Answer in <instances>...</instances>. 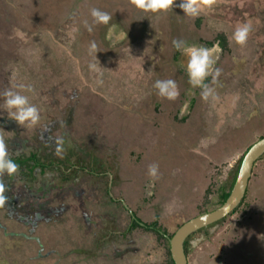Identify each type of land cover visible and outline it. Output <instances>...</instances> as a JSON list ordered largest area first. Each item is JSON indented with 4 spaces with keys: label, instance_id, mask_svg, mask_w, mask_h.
<instances>
[{
    "label": "rangeland",
    "instance_id": "obj_1",
    "mask_svg": "<svg viewBox=\"0 0 264 264\" xmlns=\"http://www.w3.org/2000/svg\"><path fill=\"white\" fill-rule=\"evenodd\" d=\"M94 8L108 24L94 23ZM173 40L212 51L220 74L206 77L207 99ZM167 79L175 99L154 88ZM9 89L36 106V124L9 118ZM263 136L264 0H213L194 17L133 0H0V138L9 157L53 163L0 173V264H172L168 237L221 204ZM189 249V264H264V155L236 210Z\"/></svg>",
    "mask_w": 264,
    "mask_h": 264
},
{
    "label": "clouds",
    "instance_id": "obj_2",
    "mask_svg": "<svg viewBox=\"0 0 264 264\" xmlns=\"http://www.w3.org/2000/svg\"><path fill=\"white\" fill-rule=\"evenodd\" d=\"M133 2L137 7L153 13L167 10L175 5L179 7L184 14L194 17L200 14L204 6H211L213 0H203V3L198 2V0H180L178 4L176 0H133ZM91 16L94 18V23L97 24H108L111 19L107 12L95 8L91 10ZM251 27L250 23L237 26L233 33V39L237 44L244 45L246 43ZM88 30H92L90 26ZM183 44V41L173 40V45L178 50L183 47ZM96 48L97 46L93 43L91 49L96 50ZM183 50L188 57L186 71L189 76V83L193 87L199 86L202 88L201 96L207 99L212 94L213 90L205 83L206 77L212 75L213 81H215L216 77L220 74V70L215 69V74L213 75L212 66L216 62L213 58V53L203 46L183 47ZM15 87L23 90L28 86L20 84ZM154 88L158 90V94L161 97H166L168 99H175L178 94L176 83L171 79L155 81ZM3 96L5 98V107L9 111V118L19 125H23L25 122L34 125L39 121V111L36 106L29 102L28 96L22 95L19 91H14L12 89L6 90ZM17 168L18 165L8 156L4 140L0 138V173L6 172L12 174L16 172ZM157 168V165H151L149 167V175L155 177L157 175ZM2 191L3 186L0 185V192ZM3 199L4 197L0 195V202H2Z\"/></svg>",
    "mask_w": 264,
    "mask_h": 264
},
{
    "label": "water",
    "instance_id": "obj_3",
    "mask_svg": "<svg viewBox=\"0 0 264 264\" xmlns=\"http://www.w3.org/2000/svg\"><path fill=\"white\" fill-rule=\"evenodd\" d=\"M263 155L264 136L254 142L244 154L233 187L225 201L213 210L186 220L168 237L170 255L174 264H189L184 250V242L189 236L227 217L237 208L246 193L253 167Z\"/></svg>",
    "mask_w": 264,
    "mask_h": 264
},
{
    "label": "trees",
    "instance_id": "obj_4",
    "mask_svg": "<svg viewBox=\"0 0 264 264\" xmlns=\"http://www.w3.org/2000/svg\"><path fill=\"white\" fill-rule=\"evenodd\" d=\"M222 47H224V43L223 41L221 42L220 44ZM250 147V146H249ZM248 147V148H249ZM248 148L246 149V151L248 150ZM246 151L244 152V154L246 153ZM244 156V155H243ZM10 158L18 165V168L19 171L22 173L23 171V174H25L26 176H32L34 175L36 172H39V173H45V171L52 167L53 163H47L44 158L40 157L36 152H29L28 154H17V155H11ZM243 158V157H242ZM242 158L239 160L238 162V165H237V168H236V171H235V176L234 178L231 180V182L229 183L227 189L223 190L221 193H220V199H221V204L225 201V199L228 197L232 187H233V184L235 182V179H236V176H237V173H238V169H239V166H240V163H241V160ZM63 163L62 161V158L58 160V165H61ZM25 171V172H24ZM238 207V206H237ZM236 210V208L234 209V211ZM233 211V212H234ZM133 217V222L132 223H139L141 224V222H139V220L135 217V216H132ZM224 219V218H223ZM223 219L219 220L218 222H215L205 228H202L200 229L199 231H204L206 230L207 228L211 227V226H214L215 224L219 223L220 221H222ZM148 228H153V229H156L157 228V221H153L150 226H148ZM160 231H158L159 233ZM161 234V233H160ZM190 237L189 236L185 242H184V250H185V253L186 255L188 254V252L190 251ZM171 262L172 264H174L172 258H171Z\"/></svg>",
    "mask_w": 264,
    "mask_h": 264
},
{
    "label": "flooded vegetation",
    "instance_id": "obj_5",
    "mask_svg": "<svg viewBox=\"0 0 264 264\" xmlns=\"http://www.w3.org/2000/svg\"><path fill=\"white\" fill-rule=\"evenodd\" d=\"M141 225V224H140Z\"/></svg>",
    "mask_w": 264,
    "mask_h": 264
}]
</instances>
